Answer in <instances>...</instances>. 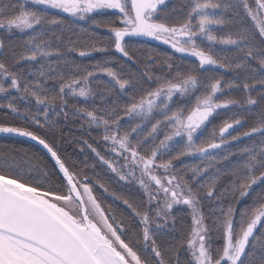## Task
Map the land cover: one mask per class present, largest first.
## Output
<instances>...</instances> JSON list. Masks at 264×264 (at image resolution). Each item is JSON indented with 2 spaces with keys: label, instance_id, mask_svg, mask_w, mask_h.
<instances>
[{
  "label": "snow or ice",
  "instance_id": "obj_1",
  "mask_svg": "<svg viewBox=\"0 0 264 264\" xmlns=\"http://www.w3.org/2000/svg\"><path fill=\"white\" fill-rule=\"evenodd\" d=\"M164 8L167 0H130V8L128 0H0V112L21 122H0V136L28 138L54 161L0 149V264H264V0H181ZM50 10L108 35L76 32ZM110 10L115 18L95 19ZM229 25L237 31L214 34ZM132 36L195 57L200 75L185 74L170 57L157 75L160 61L149 56L142 71L129 67L125 76L126 65L111 53L136 65L125 40ZM73 53L100 58L83 64ZM70 120L99 130L112 159L83 144L118 182L138 186V198L100 182L94 165L95 179L69 169L49 135H63ZM242 140L248 143L230 150ZM189 157L201 164L184 165ZM257 187L238 211L232 201ZM105 195L126 212L105 209ZM176 206L187 207L192 228L186 242L173 235L162 249L157 237L175 232Z\"/></svg>",
  "mask_w": 264,
  "mask_h": 264
},
{
  "label": "trees",
  "instance_id": "obj_2",
  "mask_svg": "<svg viewBox=\"0 0 264 264\" xmlns=\"http://www.w3.org/2000/svg\"><path fill=\"white\" fill-rule=\"evenodd\" d=\"M252 2V0H250ZM181 3V0H167V8H164L163 11H169L173 6L179 7ZM55 15L58 16H63L66 20V23L74 29L76 32H80L82 29H86L91 32L99 33L101 36H107L108 32L106 31L105 28H96L94 27L89 20L87 21H82L78 20L76 18H72L67 15H61L59 13L52 12ZM111 16L112 18H115V11L110 10L107 12H104L100 14L96 19H105L107 17ZM264 18V17H262ZM176 22V18L170 19L169 23ZM118 24V21H117ZM246 24L248 28L251 30L253 28V25L250 21H246ZM25 34L21 33H16V38L19 40L23 37ZM127 41L130 51L135 55L137 64L136 65H131V62H128L125 60V58L121 57L119 53H115L114 49L112 50V55L116 56L118 60L121 63H124L126 65V70L124 72V75H127V68H131L133 71H135L137 68L139 70H143L145 67V62L147 61V58L149 56L156 58L157 60L160 61L159 64L154 65V69L156 71L157 75H163L164 73L161 71V68L163 67L166 71V65H164V61L167 60L169 57L171 58V62L173 65L178 66L179 69L187 74L189 70H193V73L196 75H200V72L198 70L199 68V61L196 60L195 57L188 56L187 54H181V53H175L174 50L169 46L165 45L164 43H158L155 42V40L150 39H137L134 37H128L125 38ZM204 47L205 50H207V42H204ZM217 51L221 47L215 46ZM232 50H229L231 52ZM75 59L78 61L82 62L83 64H88L90 60L94 61L100 58V54L96 53L94 54L93 57L90 58H80L76 56L75 53L72 54ZM114 68H118V64H113L112 65ZM215 73L216 76H223L226 80L231 79L233 77V73L230 71H224L220 69H210L207 74L211 75L212 73ZM172 75H175V69L172 72ZM102 79L107 80V77H102ZM152 87H156V83H152ZM144 88H148V85L145 84ZM118 91V89H117ZM237 94L241 95L238 96V99H243L244 94L241 91H236ZM142 91H137L136 95L139 97L142 95ZM73 101H70L72 103ZM194 103V102H193ZM191 105H189L190 107ZM219 122L216 123V121H213V125L216 126V131L218 133L219 126L222 123V119L218 120ZM0 122L4 123H15V124H20L21 122L19 120H16L13 116L11 115H6L3 112H0ZM154 122V121H153ZM252 120H248V126H251ZM212 126V125H211ZM209 130L210 126H209ZM247 127L243 128H235L233 130H230L231 135H237L240 132L246 131ZM63 135L60 134L58 131L55 137H52L49 135V141L52 143L53 147L59 152L61 155L62 159L65 160L66 165L69 167L71 171L74 172H83L85 173L86 171L90 172L89 168L91 167V164L95 165V168L98 170L99 173L96 175L99 176V179L103 180V183L108 185L111 190H116L120 193L123 194H128L131 193L132 196L134 197H139L140 193L138 192V186H124L123 182H118V179L114 177V175L110 172V170L107 169L105 165H102L98 158L95 157L93 153L90 152L89 149H87V146L83 144V141H87L88 143L92 144L94 147L97 148L98 151L101 152L102 155H106L107 158L112 159L113 154L108 153L106 145L102 142L101 139V134L99 130H89L86 126L81 127V122L80 121H75V120H70L66 126H63L62 128ZM41 134H43L41 132ZM207 135V133H206ZM162 138V136H161ZM158 142V141H157ZM247 140H242L240 144H233L231 146V151H237L239 147H243L245 144H247ZM81 148L84 149V151H81ZM0 149H16L18 152L23 153V152H28V153H33L38 156H41L44 158L46 161L50 163H54L51 161L49 156H47L43 150H41L38 146L34 145L33 143L29 142L28 140H23L18 137H4L0 136ZM168 157L166 156L165 159ZM236 158L234 157L233 160ZM187 161L191 160L192 163L194 161V164L199 165L201 162L198 159L194 158H186ZM85 161L87 162V167H85ZM120 163H123V160L120 161ZM188 163V162H187ZM185 161H183L184 165H189ZM193 164V166H194ZM182 165L180 163H177V168H180ZM192 166V165H191ZM138 174V173H137ZM160 175H163V170H160ZM190 175V173L188 174ZM187 178V177H186ZM66 183V182H65ZM155 185H153V188ZM260 191L259 187L255 188L253 191L252 195L247 197V199L239 204H237L234 200L232 201L233 206L236 207L239 210L244 209L248 205L252 203L253 198L256 196V194ZM162 195V194H161ZM238 195V192H237ZM100 201H102L105 204H112L113 209H116L117 207L119 208V201L117 202H110L106 201L105 198H100ZM208 207L205 206L203 211L207 213ZM121 211V210H120ZM123 212H126V209L124 208ZM177 217L176 221V228L175 232L173 233H168L165 232L164 234L160 235L157 237L158 244L159 246L164 249L167 248L170 243L172 242L170 240L171 236H176L177 241L176 243H181V242H186L188 238V233L191 231L192 228V219L191 216L189 215V210L187 209L186 206H176V210L173 213ZM237 221H239V214L236 216ZM207 222V221H206ZM172 221H169V226H171ZM131 240L130 242L136 245V237L135 236H130L129 237ZM142 238V237H141ZM217 244H222V240L216 241ZM138 247V245H137ZM183 255L186 257L187 253H183Z\"/></svg>",
  "mask_w": 264,
  "mask_h": 264
},
{
  "label": "rangeland",
  "instance_id": "obj_3",
  "mask_svg": "<svg viewBox=\"0 0 264 264\" xmlns=\"http://www.w3.org/2000/svg\"><path fill=\"white\" fill-rule=\"evenodd\" d=\"M128 6H129V8H130V0H128ZM50 12H55V13H59V14H61V15H67L68 16V14H66V13H60V12H58L57 10H50ZM100 14H102V13H98V14H95V19H96V17H98ZM73 18V17H72ZM74 19V18H73ZM82 21H87V20H82ZM235 31H237V27L235 26V25H229L228 27H226L222 32H220V31H214V34H217V35H227L229 32H232V33H235ZM217 46H219V47H221L220 45H217ZM229 50H232L230 47L228 48V51ZM255 93H253V95H254ZM232 95L235 97V98H239L238 96H241V95H239V94H237V92L236 91H234L233 93H232ZM194 102V101H193ZM222 119V118H221ZM218 120H220V118H216L215 119V121H216V123H218L219 121ZM149 127H150V125H149ZM211 125H210V129H211ZM184 161L187 163H189V165H192L193 166V164H194V161H193V163H192V161L191 160H189V161H187L186 160V158L184 159ZM187 163V164H188ZM93 165L94 164H91V167L89 168V170H90V172H88V171H86V173L89 175V177H92L93 179H95V176H94V172H93ZM95 166V165H94ZM194 166H196V164H194ZM94 171H95V174H97V173H99L98 172V170L95 168L94 169ZM83 173L84 172H81V179L83 178ZM100 180V182H103V180L102 179H99ZM102 191V190H101ZM94 194L95 195H99V193H97V192H95V190H94ZM103 198H105V200L106 201H110V202H113L112 201V198L110 197V196H107V195H105ZM247 198H245V200H246ZM244 200V201H245ZM101 204H102V206L105 208V209H108V204H105V203H103L102 201H99ZM115 203V202H114ZM119 205H120V207H119V209L121 210V211H123L124 210V205H122L120 202H119ZM225 206H227V205H225ZM207 207V206H206ZM207 211H208V209H207ZM127 239L128 240H131L129 237H127Z\"/></svg>",
  "mask_w": 264,
  "mask_h": 264
},
{
  "label": "water",
  "instance_id": "obj_4",
  "mask_svg": "<svg viewBox=\"0 0 264 264\" xmlns=\"http://www.w3.org/2000/svg\"><path fill=\"white\" fill-rule=\"evenodd\" d=\"M132 37L137 38V39H139V38H141V39H146V40H150V39H152V38H150V37H143V36H132ZM126 38H128V37H126ZM155 42L161 43V41H158V40H155ZM165 45H166V44H165ZM18 138H21V139H23V140H25V141L28 140L29 142H31V143H33L34 145L38 146V147H39L41 150H43L44 153H45L47 156H49V158L51 159L50 155L46 153V150L43 149L42 146L36 144V142L31 141V140L28 139V138H23V137H18ZM53 162H54V161H53Z\"/></svg>",
  "mask_w": 264,
  "mask_h": 264
}]
</instances>
